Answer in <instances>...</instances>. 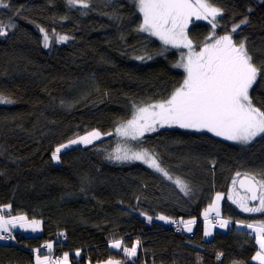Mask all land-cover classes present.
<instances>
[{"label": "trees", "instance_id": "1", "mask_svg": "<svg viewBox=\"0 0 264 264\" xmlns=\"http://www.w3.org/2000/svg\"><path fill=\"white\" fill-rule=\"evenodd\" d=\"M7 2L12 8L0 9V20L7 23L20 12L17 27L0 37V92L15 101L0 104V213L40 220L42 233L1 232L13 237L0 243V264H34V250L47 242H54L56 256L68 253L71 264L106 259L122 264H257L252 260L255 233L236 225L253 223L264 213L244 212L227 197L221 217L232 226L208 239L201 215L217 193L235 192L233 180L245 174L264 178V135L241 145L207 132L165 127L139 141L111 135L76 146L54 163L52 153L59 145L94 129L114 131L132 117L134 104L167 98L185 76L173 67L180 51L167 47L160 55L165 46L135 30L142 18L132 0H89L87 9L66 0ZM212 2L223 10L215 37L247 18L233 39L245 40L254 61L264 63V3ZM37 25L48 36L72 39L45 48ZM188 34L198 50L212 35L211 25L195 21ZM140 55L152 58H135ZM250 94L254 103H264V77ZM125 147L153 152L173 177L188 183L189 193L140 162L107 159ZM6 205L11 207L5 210ZM158 215L183 229L181 220L196 223L192 232L177 233L168 228L171 223L156 221ZM115 240L128 246L139 240L136 256L111 248ZM218 253L223 254L219 260Z\"/></svg>", "mask_w": 264, "mask_h": 264}, {"label": "snow or ice", "instance_id": "2", "mask_svg": "<svg viewBox=\"0 0 264 264\" xmlns=\"http://www.w3.org/2000/svg\"><path fill=\"white\" fill-rule=\"evenodd\" d=\"M110 2V0H109ZM137 12L140 14L141 22L136 27L139 33H146L155 37L165 46L160 51L163 55L167 47L176 49H187V52L180 53V60L173 65L182 68L185 76L182 83L174 88L171 94L156 103L146 106L133 105L135 111L132 118L121 123L116 128V133L126 139L139 141L146 132H156L161 128H180L195 132H207L227 141L241 144H248L257 136L264 135V103H254V97L250 94L253 85L258 78L264 77V63L258 64L254 61L245 40L235 41L232 33H236L241 25L247 24L248 19L244 18L238 24H234L231 32L225 35L215 36V29L219 27L217 17L223 15V10L214 5L212 0H132ZM264 3V0H261ZM69 6H79L83 9L89 8V0H66ZM12 5L7 0H0V9L11 10ZM249 11L251 9L249 8ZM17 9L7 23L0 20V37H6L8 30L15 29V16L19 15ZM85 15L86 13H81ZM112 17H110L111 19ZM205 20L211 25L212 35L206 37L202 45H194L189 38L188 28L194 21ZM37 28L43 34V46H49V36L46 30L39 25ZM72 37L58 35V42H67ZM211 41V42H207ZM140 60L151 59L152 56L140 55L135 57ZM15 101L0 92V104H12ZM104 135H111L105 133ZM102 133L99 130H92L83 136L70 139L67 144H61L52 153V159L58 161L62 149L72 145H90L100 139ZM107 159L115 161H140L149 168L171 180L180 191L187 195L190 191L188 183L180 177H173L164 167L161 166L157 156L148 149L140 148L133 150L132 147L118 148L115 154H110ZM240 173H237L239 176ZM236 181L233 180V186ZM240 186L249 195L240 196L233 192L228 196L233 204H236L244 212L264 213V178L257 179L254 175L245 174L240 181ZM223 194L218 193L215 201L205 209L203 216L205 222L204 236L212 235L213 227L227 228L231 222L229 219L221 218L219 201ZM248 200H259L258 207H249ZM5 207L10 208L11 205ZM0 211H3L0 208ZM215 212V220L209 219V213ZM141 215H145L141 213ZM151 222L152 217L146 216ZM156 219L165 223H176L169 217L158 215ZM184 230L191 232L195 219L180 221ZM9 225L13 228L19 225L25 230L32 232L40 230L38 220H28L25 216H15L5 219L0 215V232H9ZM238 227L251 229L256 233V243L259 251L253 257L258 264H264V221L253 224L237 222ZM63 235V233H61ZM5 237L0 236V239ZM140 241L137 240L131 247L124 246L125 256L135 257ZM52 249L51 243L44 245ZM110 247L120 249L121 240L110 243ZM37 253L39 249L34 250ZM80 252H76L79 256ZM222 253L217 254L219 260ZM69 255L65 253L63 259L51 261L49 257H36V264H68ZM106 264H121L120 261L109 259Z\"/></svg>", "mask_w": 264, "mask_h": 264}, {"label": "rangeland", "instance_id": "3", "mask_svg": "<svg viewBox=\"0 0 264 264\" xmlns=\"http://www.w3.org/2000/svg\"><path fill=\"white\" fill-rule=\"evenodd\" d=\"M195 22V21H194ZM191 25V24H190ZM189 25V26H190ZM154 39H156L155 37H153ZM213 39H215V36H213ZM156 40H158V39H156ZM159 41V40H158ZM53 42H58V40H57V36H49V46H50V44L51 43H53ZM159 42H161V41H159ZM208 42H211V41H208ZM48 46V47H49ZM47 47V48H48ZM168 47H170V48H172L171 46H168ZM174 49H176V48H174ZM180 52H179V55H180V53L181 52H187V49H178ZM183 72H184V70L182 69V68H180ZM132 118V117H131ZM130 118V119H131ZM126 122V121H125ZM125 122H123V123H125ZM119 126V125H118ZM117 126V127H118ZM94 130H98V129H94ZM116 130V129H115ZM110 131V132H106V133H111V135H117V136H119L117 133H116V131ZM186 130V129H185ZM92 131V130H91ZM100 131V130H99ZM90 132V131H89ZM101 132V131H100ZM88 133V132H87ZM87 133H85V134H87ZM102 133V136H101V138L100 139H98V140H95L93 143H95V142H97V141H99V140H101V139H103V138H105V137H109V136H111V135H104L105 133L104 132H101ZM148 133H151V132H146L145 134H148ZM85 134H83V135H85ZM144 134V135H145ZM83 135H80V136H83ZM120 137V136H119ZM258 137V136H257ZM256 137V138H257ZM122 138H124V137H122ZM221 138V137H220ZM256 138H254L251 142H253ZM230 142H233V141H230ZM250 142V143H251ZM92 143V144H93ZM234 143H236V142H234ZM250 143H248V144H250ZM67 144V143H66ZM237 144H241V143H237ZM248 144H241V145H248ZM91 145V144H90ZM76 146H85V145H82V144H78V145H72V146H70L69 148H66V149H62V151L59 153V156H60V154L62 153V152H64V151H66V150H68V149H70V148H73V147H76ZM54 161V163H56V164H58V163H60V159L58 160V161H56V160H53ZM135 162H140V161H135ZM141 164H144V163H142V162H140ZM145 166H147L146 164H144ZM148 167V166H147ZM149 168V167H148ZM151 170H153V171H155L154 169H152V168H150ZM156 172V171H155ZM158 173V172H157ZM160 174V173H159ZM233 192H234V190H233ZM233 192H231V194H233ZM235 192L236 193H239V195L240 196H245L246 194H242V193H240V192H238L236 189H235ZM220 193V192H219ZM218 194V193H217ZM216 194V195H217ZM220 194H223V198L219 201V207H220V213H221V216H222V212H223V204H224V201H225V199L230 195V193L228 194V195H226V194H224V193H220ZM216 195H215V197H214V199H213V201H212V203L215 201V198H216ZM230 202H231V200H230ZM211 203V204H212ZM232 203V202H231ZM247 204H248V206L249 207H258L259 206V203H257L256 205H251L250 204V202H249V200L247 201ZM209 208V206L206 208V209H208ZM4 209L6 210V207H4ZM205 211V210H204ZM204 211H203V213H204ZM203 213H202V215H201V219H202V221H204V216H203ZM213 213H215V212H210L209 213V216L211 215V214H213ZM255 213H257V214H259V213H262V212H255ZM0 215H1V213H0ZM6 215H8V216H6L5 218L6 219H10L11 217H15V216H25V217H27L26 215H12L11 213H8V214H6ZM28 218V217H27ZM28 220L30 221V220H33V219H30V218H28ZM35 220H37V219H35ZM39 222H40V230L39 231H36V232H32L30 229H28V230H25V229H23V228H20L19 227V225H17V227H15V228H10L9 227V231H10V229L11 230H20V232L21 233H24V234H26V235H38V234H41L42 233V222L40 221V220H38ZM156 221H159V222H163V221H161V220H158V219H156ZM262 221H264V216L263 217H260L259 219H257V220H254L253 221V223H259V222H262ZM230 224H231V222L229 223V225H228V227L230 226ZM231 226H232V224H231ZM237 226V225H236ZM228 227L227 228H220V227H217V228H215V227H213L212 228V235L211 236H204L206 239H208V238H212L213 237V235H214V233H215V231H221V232H225V231H227L228 230ZM238 227V226H237ZM193 228H195V226L193 227ZM204 229H205V222H204ZM249 230H251V229H249ZM1 233V232H0ZM2 233H8V232H2ZM255 237H256V233H255ZM1 242H7V241H4V240H2V239H0V243ZM47 243H51L52 244V249L51 250H49V249H47L46 247H44V245L46 244H43L41 247H38V248H36V249H39V252L37 253L36 251H35V255H34V264H36V257H37V255H40V257L41 258H43V257H45V256H47V257H49L50 258V260L51 261H57V260H61L62 261V259H63V255L64 254H60V255H58V256H56L55 255V251H54V242H47ZM255 243H256V238H255ZM110 245V244H109ZM124 246H127V247H131V246H128V245H125L124 243H122V247L120 248V249H122L123 250V247ZM256 246H257V251H259V245L256 243ZM112 248V247H111ZM35 249V250H36ZM113 249H115V248H113ZM256 251V252H257ZM256 252H255V254H256ZM255 254H254V256H255ZM253 256V257H254ZM57 257V258H56ZM252 260H253V262H255V263H257L258 264V261H256V260H254L253 258H252ZM68 264H71V260H70V256H69V261H68Z\"/></svg>", "mask_w": 264, "mask_h": 264}, {"label": "water", "instance_id": "4", "mask_svg": "<svg viewBox=\"0 0 264 264\" xmlns=\"http://www.w3.org/2000/svg\"><path fill=\"white\" fill-rule=\"evenodd\" d=\"M243 179H244V176L239 178V180L237 181V185H236V187H237V189H238L240 192H242V193H246L245 190H244V188H242V187L240 186V181L243 180ZM247 194L250 196V193H247ZM249 202H250L251 205H256L257 203H259V200H255V201H253V200H249ZM108 260H109V259H106V260H103V261H100V262H97V263H94V264H106V261H108ZM111 260H113V261H120V260H115V259H111ZM120 262H121V261H120ZM121 264H122V262H121Z\"/></svg>", "mask_w": 264, "mask_h": 264}, {"label": "built area", "instance_id": "5", "mask_svg": "<svg viewBox=\"0 0 264 264\" xmlns=\"http://www.w3.org/2000/svg\"><path fill=\"white\" fill-rule=\"evenodd\" d=\"M168 226V228H172L175 232H178V233H182V232H184V229H183V227H181L180 226V224L178 223V222H176V223H171V224H169V225H167ZM3 237H8V238H10V237H13V235H11V236H7V235H5V234H3L2 235Z\"/></svg>", "mask_w": 264, "mask_h": 264}, {"label": "bare ground", "instance_id": "6", "mask_svg": "<svg viewBox=\"0 0 264 264\" xmlns=\"http://www.w3.org/2000/svg\"><path fill=\"white\" fill-rule=\"evenodd\" d=\"M240 178V177H239ZM239 178L237 179V181L239 180ZM237 181H236V184H235V187H236V185H237ZM238 192H240L238 189H237V187L235 188ZM240 193H242V192H240ZM242 194H246V195H248L247 193H242ZM253 213H255V212H253ZM255 214H257V213H255ZM215 218H216V216L214 215V214H211L210 216H209V219L210 220H215ZM222 218V217H221ZM218 227V226H217ZM217 227H215V228H217ZM245 231H247V232H249L250 233V235H253L254 234V232H252V230H249V229H246ZM184 232H186L185 230H184ZM192 232V231H191ZM178 233V232H177ZM188 233H190V232H188Z\"/></svg>", "mask_w": 264, "mask_h": 264}, {"label": "crops", "instance_id": "7", "mask_svg": "<svg viewBox=\"0 0 264 264\" xmlns=\"http://www.w3.org/2000/svg\"><path fill=\"white\" fill-rule=\"evenodd\" d=\"M6 219V218H5ZM8 227H10L11 229L13 228L11 225H9Z\"/></svg>", "mask_w": 264, "mask_h": 264}]
</instances>
